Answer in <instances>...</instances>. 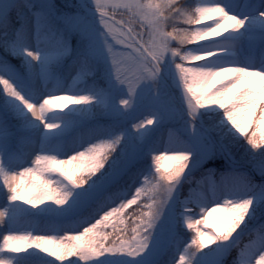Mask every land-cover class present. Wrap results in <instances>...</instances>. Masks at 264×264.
<instances>
[{"label":"snow or ice","instance_id":"snow-or-ice-1","mask_svg":"<svg viewBox=\"0 0 264 264\" xmlns=\"http://www.w3.org/2000/svg\"><path fill=\"white\" fill-rule=\"evenodd\" d=\"M262 123L264 0H0V264H264Z\"/></svg>","mask_w":264,"mask_h":264},{"label":"rangeland","instance_id":"rangeland-1","mask_svg":"<svg viewBox=\"0 0 264 264\" xmlns=\"http://www.w3.org/2000/svg\"><path fill=\"white\" fill-rule=\"evenodd\" d=\"M140 2L147 4L149 2H154V0H140ZM117 19L119 20V19H121V17L120 18L117 17ZM206 22H210V21H206ZM184 26L185 25H183V24L177 25V27H184ZM58 103L70 104V102H67V101H58ZM258 109H259V104L257 105L256 111L253 113V118L254 119H258L259 118V111H258ZM260 127L262 129H264V123H262L260 125ZM252 128H253V126L250 124L248 126V131L251 132ZM256 139H257L258 142L261 140V136H260V133L259 132H257ZM163 163H164L165 167L168 168V167H172L175 162L174 161H171V160H166ZM142 200H143V202L145 204L148 203V201L146 199H144L143 197H142ZM135 207L136 206H133V208H135ZM129 211H131V209ZM145 211H147V209H145ZM221 218H222V213H219V212L218 213H213L210 217H208L207 227H210L213 230L216 229V228H218L220 226Z\"/></svg>","mask_w":264,"mask_h":264},{"label":"trees","instance_id":"trees-1","mask_svg":"<svg viewBox=\"0 0 264 264\" xmlns=\"http://www.w3.org/2000/svg\"><path fill=\"white\" fill-rule=\"evenodd\" d=\"M117 17H119L120 18V16L118 15ZM145 209H147V208H145ZM145 209H144V211H145Z\"/></svg>","mask_w":264,"mask_h":264}]
</instances>
